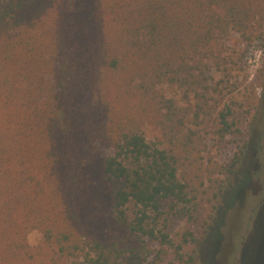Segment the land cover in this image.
Instances as JSON below:
<instances>
[{"label": "trees", "instance_id": "trees-1", "mask_svg": "<svg viewBox=\"0 0 264 264\" xmlns=\"http://www.w3.org/2000/svg\"><path fill=\"white\" fill-rule=\"evenodd\" d=\"M231 33L263 43L264 0H0V264H191L249 146L205 157L254 104Z\"/></svg>", "mask_w": 264, "mask_h": 264}, {"label": "rangeland", "instance_id": "rangeland-1", "mask_svg": "<svg viewBox=\"0 0 264 264\" xmlns=\"http://www.w3.org/2000/svg\"><path fill=\"white\" fill-rule=\"evenodd\" d=\"M225 42L228 67L231 68L230 84L225 85L232 90L233 99L236 96V100L244 102V98L248 97L254 104L250 107L247 122L241 128L244 129L243 134L236 137L238 144L233 141L232 135L225 136L223 140L211 135L208 138L205 157L210 156L219 163H226L234 156L238 145L242 146L246 140L249 141V146L228 183V192L223 196L215 217L207 224L209 233L198 247L191 264H237L240 259L241 243L251 231L252 221L256 214H259V209L264 208H261L264 204V142L259 148V143L257 144L255 139L257 137L251 136L252 130L250 131L255 129L254 135L264 131V40L263 43L249 42L231 33ZM213 74L215 80L222 77V72L215 71ZM228 102L230 100H227ZM157 132L153 126L145 127L149 141L156 140ZM102 148L109 152L108 149ZM256 161L263 164L258 172L255 171ZM257 180H260L262 186L258 193L254 191ZM204 215L205 213L200 214L193 224L195 237L198 239L202 235L200 228ZM178 224L180 229L184 227L183 220ZM254 228L256 230L252 233L250 245L253 247L249 248V255L243 264H264V220H257ZM27 239L31 246H36L41 242L42 234L38 230H31L27 234ZM252 260L255 262L252 263ZM167 263L166 260L162 264ZM146 264H152V259Z\"/></svg>", "mask_w": 264, "mask_h": 264}]
</instances>
